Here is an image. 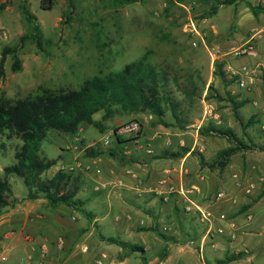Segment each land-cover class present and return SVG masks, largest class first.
Returning a JSON list of instances; mask_svg holds the SVG:
<instances>
[{
  "label": "rangeland",
  "instance_id": "1",
  "mask_svg": "<svg viewBox=\"0 0 264 264\" xmlns=\"http://www.w3.org/2000/svg\"><path fill=\"white\" fill-rule=\"evenodd\" d=\"M40 2L0 0V59L4 48L19 46L21 37L33 30L24 9L37 17L44 34L41 49L27 43L20 50V71H13L14 58L7 57L0 78L1 100L16 102L46 89L78 90L87 79L117 73L146 59L167 75V90L185 125L178 127L169 106L164 118L152 113L117 114L103 121L104 113H98L94 119L102 122L104 132L86 124L74 134L48 132L40 155L58 162L43 179L59 170L72 173L80 179L76 199L81 203L80 210H67L42 197L53 213L68 216L74 227L71 235L60 226L51 235V264H119L124 258H129L126 264H146L148 252L158 250L162 255L170 245L196 251L195 256L187 254L193 257L191 264H219L241 253L242 259L230 264H264V12L255 16L250 9V5L264 7V2L140 0L116 6L110 0H56L51 10L42 9ZM253 44L250 53L238 54ZM132 122L140 124L139 134L120 136V128ZM211 128L232 136L200 134ZM9 135L0 133V179L11 186L10 201L29 200L23 180L5 176V168L16 163L22 146L21 140ZM155 142L159 150L153 149ZM90 147L114 151L119 166L128 165L136 173L144 169L145 153L151 160L169 156L167 178L145 187L139 179L130 187L138 189L136 194L128 193V185L119 188L113 178L97 179L85 165V159L92 158L86 154ZM229 148L237 149L236 154L221 170L219 154ZM62 150L71 151V161L60 160ZM96 173L100 175L99 170ZM102 196L109 202L101 204ZM202 212L211 215L213 225ZM219 228L225 234H217ZM20 233L16 228L17 238ZM59 237L65 240L62 248L55 243ZM124 242L129 246L122 247ZM18 246L7 264L29 261L27 242ZM48 256L49 251L46 258L31 263L46 264ZM148 259L157 261L153 256Z\"/></svg>",
  "mask_w": 264,
  "mask_h": 264
},
{
  "label": "trees",
  "instance_id": "2",
  "mask_svg": "<svg viewBox=\"0 0 264 264\" xmlns=\"http://www.w3.org/2000/svg\"><path fill=\"white\" fill-rule=\"evenodd\" d=\"M116 6L131 5L140 0H110ZM56 0H41V8L51 10ZM255 16L264 12V7L250 5ZM216 14L214 9L213 15ZM25 18L32 23L33 30L30 34L21 37L17 47H6L0 59V78L5 75V62L9 55L14 58L13 71L21 70L19 52L27 43H35L42 48L44 34L37 22V17L29 9H24ZM70 19V17H68ZM167 75L146 59L127 64L121 71L107 76H94L87 79L78 90H44L34 97L11 102L0 99V133L9 132L10 138L15 136L22 141V146L17 151L16 163L5 168V176L11 175L21 178L29 190L28 199L36 200L45 197L51 206H66L80 210V201L76 199L80 190V179L72 173L59 170L52 178L43 179V175L57 165V160H48L40 155L42 142L51 130L65 134H74L83 125L97 127L104 132V125L96 121L94 116L103 112V121L113 119L117 114H145L152 113L159 118H164L167 107L170 106L178 127L185 128L180 123L176 112L178 104L173 102L167 90ZM244 103L240 104L242 107ZM201 135L216 134L232 136L217 128L200 130ZM234 148H229L219 154L217 165L224 170L229 164L231 156L236 154ZM184 152H190L184 149ZM88 157H99L108 154L116 157L114 151H94L92 147L86 152ZM180 157V153L172 154ZM204 165L203 157H200ZM213 168V166H209ZM12 189L6 180L0 179V217L7 207H15L21 201H10ZM122 247L129 243H120ZM140 247H133L137 251ZM243 253L232 255L219 264H230L242 259Z\"/></svg>",
  "mask_w": 264,
  "mask_h": 264
},
{
  "label": "crops",
  "instance_id": "3",
  "mask_svg": "<svg viewBox=\"0 0 264 264\" xmlns=\"http://www.w3.org/2000/svg\"><path fill=\"white\" fill-rule=\"evenodd\" d=\"M154 150L160 148L158 143H152ZM159 150V149H158ZM74 151V150H73ZM72 151V152H73ZM61 154L60 160L71 161L72 153L71 151H63ZM140 154V151L139 153ZM142 154V153H141ZM173 154V153H172ZM146 161H144V169L135 172V169L131 168L128 165H120L117 163L116 158L109 157L106 154L96 157V158H87L85 159V165H89L93 169V174L98 179L101 178H113L114 186L119 188L126 187L128 193L136 194V190L130 189V187H135L136 182L143 184V186L153 185L157 181L159 183L167 178L166 173L167 167H169V159L167 157H160L158 160H151V156H147L146 153L143 156ZM185 160L188 159V156H185ZM157 161V162H156ZM163 161V162H162ZM96 170H99L100 175L98 176ZM129 171L132 173L130 174ZM134 174V175H133ZM135 176V177H133ZM100 179V178H99ZM125 192V191H123ZM36 200H23L25 198H19L23 200L21 203L17 204L15 207H7L0 217V264H7V257L11 252H16L19 249L18 244L22 242H27L29 247L27 248L29 257L28 259L33 261L34 259H41L42 248L46 247L49 251L48 261L45 260L46 264H51V235L57 231V227L60 226L62 232L67 235L73 233L74 227L70 223V218L68 216H63L60 214H55L51 211V206L49 207L46 199L42 198ZM122 198H124L122 196ZM80 200V199H78ZM101 204H106L109 202L108 197L98 198ZM21 206L26 208L24 211H21ZM67 210H72L70 207H65ZM84 209V208H83ZM96 219L95 222H97ZM21 229L19 238L15 236L16 228ZM118 252H122V249L118 248ZM196 255V251L187 252L185 249H178L176 246L170 245V251L168 253H163L161 255L160 251L154 250L148 252L145 263L146 264H187L193 260V257H187V254ZM161 255L162 259L158 260L157 258ZM176 255V257H175ZM153 256L157 261H151L148 258ZM46 258V257H45ZM190 258V261L188 260ZM129 258H124V260L119 261V264H126ZM202 263V262H201Z\"/></svg>",
  "mask_w": 264,
  "mask_h": 264
},
{
  "label": "built area",
  "instance_id": "4",
  "mask_svg": "<svg viewBox=\"0 0 264 264\" xmlns=\"http://www.w3.org/2000/svg\"><path fill=\"white\" fill-rule=\"evenodd\" d=\"M262 1L264 2V0H262ZM193 31H194V32H197L196 27H193ZM195 45H196V43H195ZM254 46H255V45L253 44V45H249L248 47H243V48L239 49L238 54H239V55H243V54L246 55V54L250 53V52L255 48ZM245 73L247 74L248 72L245 70ZM241 86L244 87V86H245V83H242ZM140 130H141V126H140V124H139L138 122H132V123H128V124L124 125L123 127H121L120 130L118 131V134H119L120 136H124V137H134V136H136V135L139 134V131H140ZM115 135H117V134L115 133ZM109 143H110V140H109V138H107V139H106V144H109ZM202 214H203V216H204L209 222H211L212 225H213V221H212V219L210 218L211 215L209 214L210 217H208L205 213L202 212ZM212 228H213V226L211 227L209 233L211 232ZM217 234H225L224 229L219 228V229L217 230ZM55 243H56L60 248H62V247L64 246V244H65V240H64L63 237H59V238L56 240ZM42 250H43V251L41 252V253H42V254H41V258H45V257L47 256V252H48V250H47L46 247H43ZM201 257H202V260H203V256H202V254H201ZM42 260H43V259H42ZM25 264H32V263H31V260L27 261V263H25ZM39 264H44V262H43V261H40ZM96 264H102V261H97Z\"/></svg>",
  "mask_w": 264,
  "mask_h": 264
}]
</instances>
